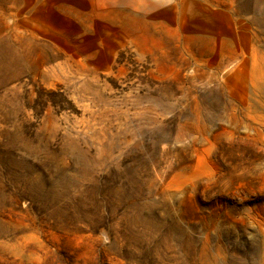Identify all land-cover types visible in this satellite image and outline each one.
Returning <instances> with one entry per match:
<instances>
[{"label":"rangeland","instance_id":"1","mask_svg":"<svg viewBox=\"0 0 264 264\" xmlns=\"http://www.w3.org/2000/svg\"><path fill=\"white\" fill-rule=\"evenodd\" d=\"M0 264H264V0H0Z\"/></svg>","mask_w":264,"mask_h":264}]
</instances>
